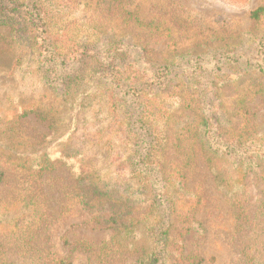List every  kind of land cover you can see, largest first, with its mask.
Returning a JSON list of instances; mask_svg holds the SVG:
<instances>
[{
  "label": "rangeland",
  "instance_id": "obj_1",
  "mask_svg": "<svg viewBox=\"0 0 264 264\" xmlns=\"http://www.w3.org/2000/svg\"><path fill=\"white\" fill-rule=\"evenodd\" d=\"M15 2L42 8L41 22L51 24L46 36L63 55L72 44L97 42L102 38L100 31L117 41L139 42L159 63L174 61L183 66L198 58L214 64L212 58L226 61L244 54L247 68L261 62L262 72L247 69L238 78L229 76L221 88L225 109L231 112L234 97L242 92L264 89V15L256 23L249 17L252 10L264 7V0ZM6 19L0 25V166L4 174L0 181V264H51L62 257L68 260L65 264H103L96 255L105 253L97 248L111 241V230L102 227L110 214L96 213L97 205L90 210L81 208L78 196L82 188L77 182L89 174L96 176L97 186L107 192L125 190L123 172L129 139L123 135L124 110L119 107L110 118L101 108L103 84L89 67L86 73L81 71L87 80L77 82L64 96L54 87L53 73L42 64L45 59L34 39L40 33ZM14 26L18 27L17 34L11 32ZM254 38L261 39L263 47L258 57L256 52L248 56L256 44ZM72 63L73 69H81L80 63ZM173 70L180 72V68ZM247 100L253 125L259 127L264 123V99L257 96ZM169 109L172 116L178 114L175 107ZM37 112L49 120H38ZM235 119H231L233 123ZM217 166L224 167L218 170L223 178H237L233 168L220 162ZM261 186L252 174L235 184L237 197L245 201L251 217L262 211ZM199 195L204 201L195 203ZM146 200L140 195L131 199L140 212ZM191 204L195 209L189 210ZM173 206V231L180 233L179 228L187 223L190 227L183 241L184 254L199 255L202 264H242L239 250L232 246L236 221L230 197L222 193L198 151L188 181L174 192ZM36 213L50 215L49 225L26 229ZM28 234L31 236L24 237ZM23 238L30 244L25 245ZM119 243H110L108 264L119 259L134 264L150 247L140 230ZM87 245L96 250L88 251ZM37 247L44 253L49 250L48 261H42ZM257 249L260 264H264V247Z\"/></svg>",
  "mask_w": 264,
  "mask_h": 264
},
{
  "label": "trees",
  "instance_id": "obj_2",
  "mask_svg": "<svg viewBox=\"0 0 264 264\" xmlns=\"http://www.w3.org/2000/svg\"><path fill=\"white\" fill-rule=\"evenodd\" d=\"M42 12L36 4L30 6L18 4L15 0H0V25L5 24L6 18H11L26 24L29 32L40 33L34 39L36 48L45 59L42 64L53 73V81L57 82L54 87L60 88L64 96L77 82L80 84L87 80V74L81 71L86 73L85 68L89 67L90 71L92 68L96 71L99 82L103 84L101 108H105L110 118L117 114L119 107L124 110L123 135L129 139L123 172L127 184L125 190L107 192L97 186V177L89 174L77 182L82 188L78 196L81 208L90 210L97 205L96 213L110 214L103 220L102 227L111 230L112 238L97 248L99 252H105L96 255L100 262H108L106 252L112 241L121 245L120 241L128 240L138 230L148 238L150 247L137 256L134 264L204 262L197 254H184L183 241L190 229L188 223L179 228L180 233L172 229L174 192L188 181L198 151L222 193L230 197L236 221L232 246L239 250V260L242 264H260L257 247H264V123L259 127L253 125L247 98L260 96L264 99V89L255 91L251 88L235 96L229 112L223 105L221 88L229 76L238 78L247 69L257 74L262 72L261 62L247 68L244 62L247 56L236 54L226 61L212 58L214 64L204 63L198 58L183 66L175 65L174 61L159 63L150 58L149 51L139 42L117 41L101 31L102 38L97 42L72 44L63 55L55 42L46 36L47 27L51 24L41 22ZM263 15L264 7L259 6L250 12L249 17L256 23ZM38 28L42 30L34 32ZM12 29L11 32L17 34L18 27ZM260 40H252L256 44L248 56L256 52L258 57L263 49ZM72 61L80 63L81 69H73ZM173 67L180 68V72L172 71ZM170 106L177 109V115L172 116ZM35 116L43 122L49 120L40 112ZM232 118H236L235 123ZM218 162L233 168L237 178H223L218 170L224 167L218 168ZM248 174L262 185L259 207L262 211L252 214V217L245 201L235 192V184H241ZM3 175L0 166V181ZM135 195L147 198L141 212L139 206L131 201ZM200 201H204L201 195L195 198V203ZM192 209H195V204L189 205V210ZM49 218L48 214L36 213L33 222L25 228L33 231V227L42 223L49 225ZM27 236L31 234L24 237ZM25 241L23 238L22 242ZM24 244H30L28 239ZM37 249L42 261H48L49 250L44 253L39 247ZM86 249L96 250L88 245ZM65 261H68L66 257L57 258L51 264H65ZM125 263L119 259L115 264Z\"/></svg>",
  "mask_w": 264,
  "mask_h": 264
}]
</instances>
